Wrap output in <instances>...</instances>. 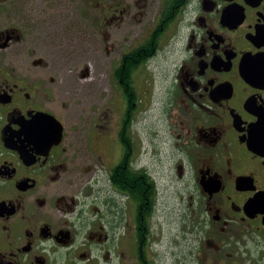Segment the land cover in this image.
Returning a JSON list of instances; mask_svg holds the SVG:
<instances>
[{"label":"flooded vegetation","instance_id":"obj_1","mask_svg":"<svg viewBox=\"0 0 264 264\" xmlns=\"http://www.w3.org/2000/svg\"><path fill=\"white\" fill-rule=\"evenodd\" d=\"M97 6L99 28L132 23L107 108L74 114L66 62L0 29V264H264V0ZM170 49L164 126L136 134ZM171 192L188 205L167 221Z\"/></svg>","mask_w":264,"mask_h":264},{"label":"rangeland","instance_id":"obj_2","mask_svg":"<svg viewBox=\"0 0 264 264\" xmlns=\"http://www.w3.org/2000/svg\"><path fill=\"white\" fill-rule=\"evenodd\" d=\"M100 1L109 4L113 0H0V29L8 25L16 26L28 34L29 38L34 37L39 45V50L33 54L34 58L48 60L55 65L66 62L71 88L70 100L76 105L74 114L89 110L100 95L101 104L106 108L114 102L110 84L112 64L120 59L121 53L132 39V23L128 13L122 15L121 20L115 24L105 26L106 28L98 27L100 10L96 8L100 9L97 6ZM121 1L124 6L131 3V0ZM150 22L152 23V18ZM25 50L19 44L6 54H12L10 59H17L15 56ZM169 51L165 56L161 53L151 69V76L156 77L157 83H137L138 97L135 101L138 109L136 107L134 112L136 134L142 132L146 125L152 130L164 126L159 116L163 109L161 101L174 67L170 60L174 52L173 49ZM33 52L29 51L31 54ZM22 59H25L24 53ZM77 77L83 79L80 81L81 90L77 89L78 79L73 80ZM146 89L152 93L151 98L145 102L143 96H146ZM123 104L120 92L118 106L121 108ZM173 194L174 192L169 196L166 194L167 221L172 220L180 208L185 213L188 205L185 194H180V198ZM174 208L176 211L170 214L169 210Z\"/></svg>","mask_w":264,"mask_h":264}]
</instances>
